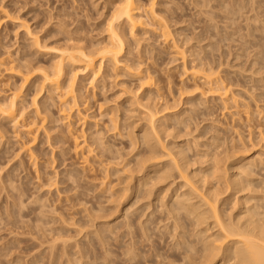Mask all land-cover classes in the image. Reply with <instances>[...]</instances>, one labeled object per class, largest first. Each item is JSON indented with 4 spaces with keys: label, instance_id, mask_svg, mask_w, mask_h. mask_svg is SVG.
<instances>
[{
    "label": "rangeland",
    "instance_id": "obj_1",
    "mask_svg": "<svg viewBox=\"0 0 264 264\" xmlns=\"http://www.w3.org/2000/svg\"><path fill=\"white\" fill-rule=\"evenodd\" d=\"M153 1L155 10L159 16L156 15L162 18H158V20L161 19L164 24L169 26L176 45L184 51L185 65L187 67H192L193 65L197 66V64H199L198 67H201V69H212V67L214 70L217 69L216 72L218 71V73L222 75H220V78H223L222 80H224L227 85L230 82L229 85L233 86L232 91L234 90L235 92H233V94L238 97V100L235 101H237V103L239 102L238 104H234L236 105L235 107L232 105V102L230 103L232 107L224 108V105H222L223 103H220L222 100L220 101L218 96H212L211 92L207 89V85L203 86L205 90H208L205 95L206 97L209 96L207 98H205V96L201 97L202 95L198 93V91H192V88H190V86H192V81L183 69V59H181L180 55H174L175 47L172 43L165 44L162 41L159 34L153 30L154 28L152 29L153 26L149 24L151 23L149 20V23H145L147 27L144 24V26L139 25V27L136 26L133 29L134 38L131 37L132 33H130V31L132 30L128 31L130 28L127 27V25L123 26L125 30L124 34H127V36L125 34V38H128V41L125 39L127 41L126 49L120 57L122 65L120 64L116 69L110 66V68H113H111L112 70H110L108 66H104L96 80H93L91 75H85L79 70L74 82L79 108L78 110L74 109L70 113V120L65 119L61 114L59 102L54 93L49 92L45 87L42 88V75L40 69L42 67L51 68L55 62L60 60L61 51L67 49L68 45L70 47V45L73 46L74 44H78L79 46L85 47L88 51H91L107 44L109 41L110 22L117 24V21H110L111 14L115 12V6H119L118 4H121L122 0H0V102H4L10 98L11 94L18 89L20 90L18 109L23 111L19 119L20 123L18 127H14L15 125L10 120L0 117V264H50L51 262V264H58L59 257H61V260L59 259V262L61 261L60 264H168L169 260L179 257L172 256L177 251L175 248L176 244L182 238H186L187 240H191L192 238V240H195L196 229L194 228L195 224H192L190 216L184 213L178 216L181 217L180 222H178V228L181 230H176V233L178 231L177 234L174 233L176 224L172 222L175 220L173 204L177 199L176 196H178L177 193L179 190L181 194H189H184L183 196L179 194L181 199L185 197H190L192 199L193 196L194 199H192V201L196 204V201L199 199H195L197 197L194 196L198 195L195 193V195H192V192L189 191L190 188L188 189L189 186L186 187L182 184L185 182L179 179L180 177H178V175L180 172L178 169L179 174H177L175 170H172L174 174L172 172H167V168L170 170L173 169V167H171L173 163L170 164V161H167L166 166L165 161L169 158L166 156L172 155L171 153L173 151L171 152L169 149L165 148L168 150L165 152V150L162 151L160 148L159 150L163 152L162 156L165 155L164 157L167 159L163 158L160 162L155 156L154 161H148L146 166V162H141L149 160L152 158L151 155L153 154H160L159 156H161V152L157 149V146L160 145L158 147H162V141L163 143L165 142L162 144L164 147L166 145V147L168 146V148L176 152V154L173 152V155L175 154V156L178 157V162L180 161L184 164L186 160L187 163L185 164H188L187 167L189 166V169L184 164L185 169L187 168L191 174L193 172L195 173V171L198 172V174L196 172L195 176L193 174V178L196 176V178H198L199 174H203L202 177L199 175V177H201L200 180L195 178L200 185L192 178L196 183V187H203L202 190L204 191L200 193L204 194L207 190H211L210 192L212 193L214 189L211 188L212 186L210 187V183H212L213 187L217 190L219 185L221 188L224 183L227 185H225L226 187L224 188H228V184L239 175L240 171H242L240 172L241 176H238L239 179H236H242L241 181L247 179L243 176L244 171L246 174L250 172L253 175L259 176L257 179L256 176L254 177L252 175L253 177H251V174L249 175L248 173V179H252H250L251 181H247L248 179L244 181L245 183H251H248V186H246L245 190L242 192L247 193V189L251 187H253V190L250 191V189H248L250 192L247 194L240 195V192L235 194L230 188V184V190L229 188L227 192L224 188L223 190L231 200H229L226 195L223 196L224 191H221L222 188L219 190L222 192H219L222 195L220 199L226 197L230 202L237 199L231 203L235 202L242 206V204L239 203L242 201V203L250 202L251 205V202L255 200H252L250 197L256 199L261 192L264 193V163L260 162H264V150H261L262 145H264V109H262L264 108V105H262L264 103V78L262 82V77H260H264V22H262V18L264 21V1L253 0L254 2H259H255L256 4L252 0ZM222 1H225V5ZM244 1L247 2L249 7ZM140 2L149 4L150 0H140ZM238 2L243 5H240ZM251 3L256 7L253 6V4L251 5ZM258 4L261 5V7ZM206 5L210 8L206 9ZM232 5L233 7H231ZM242 6L247 10L244 9L245 11H243ZM226 7L227 9H224L226 11H223V8ZM234 7L237 9H234L235 13L234 10L231 9ZM239 8H241V10H239ZM251 9H255L256 12H252ZM219 10L225 12V14L221 12L223 14L222 16ZM248 10L253 14L248 12ZM237 11L238 13L240 11L243 12L244 15L247 13L245 15V18L247 17L246 21L244 20V15L240 12L242 19L240 15L236 13ZM249 14H252V17ZM260 14L262 16H260ZM256 16L261 18V20L258 17L256 19ZM211 17L214 20H212ZM230 17L232 18L231 20H229ZM220 19H223L222 22H219ZM255 19L259 20L257 24ZM235 20H238V23L237 21L235 22ZM213 21L215 23H213ZM247 21L249 25H254L249 26ZM209 25L210 28L208 27ZM229 25H231V27ZM245 26H249V30ZM217 27H219V29H217ZM214 28L217 31H214ZM258 29L261 31L263 29V32H260V34V30ZM240 30L243 33L240 32ZM244 30L249 31V37ZM233 34H235L236 37H234ZM243 36L245 37L244 41H242ZM246 37H248V39H246ZM229 38L233 41L230 42L231 40ZM238 39H241L240 44L242 47ZM242 42L247 44H243ZM248 44L249 47L247 46ZM127 45H131L130 48ZM256 47H258V49ZM247 50H249L250 56L254 54L253 57H250L251 61L249 56H246V53H248ZM236 54L239 55V59ZM255 60L257 64L254 63ZM200 62L203 63L201 64ZM123 64L130 67L124 66ZM130 70L133 71L130 72ZM72 73L73 72H71V74ZM137 73H139L140 76L142 75V78H144V74L145 76L149 74L152 83H149L150 85L146 84V82H144L145 80H141ZM71 74L69 76H71ZM254 75L255 77H253ZM224 76L226 79H224ZM25 77L28 78L27 81L24 79ZM256 77L260 78L257 79ZM200 81L201 83L203 82V80ZM149 97L151 98L150 100ZM146 100L148 101L146 102ZM146 104L156 111H158L159 108L161 109H159L160 113H158L159 117H157V119L160 122L162 121L166 128V131L162 132L164 129H159V127L164 128L160 126L162 123L156 121L160 123V125H156V128L162 132L160 133L161 135H159L163 140L160 136V138L157 137L158 135L156 136V139L158 138V144H155L157 141L153 140L154 136L152 140L149 139L151 141H149V144L151 143L150 146L152 149L148 147L149 145L145 148L147 142L144 141V144L142 138V136L144 137V133L148 134L147 131H152L150 122L147 123L146 121L147 117L149 121V107L145 106ZM155 104L158 108H154L156 106ZM257 104L259 106H257ZM258 107L259 110H263V113L258 111ZM248 110L249 113L247 112ZM233 111L240 112L239 116ZM146 112L148 114H146ZM33 121H38L39 125L43 123L37 134V140L31 147V152L35 156L31 158L27 155L29 153L27 151V153H25L24 150L21 151L20 147L23 142L28 140L27 137L29 135L26 133V127L27 124ZM69 121L71 122L73 131L82 136L80 140H85V143L90 145V147L87 145L88 148L92 149L93 153L95 152L96 154V156H94L95 154L92 155L93 159L95 158L94 160H91L92 158L89 156L91 163L87 161V166L91 164L89 165V168H91V175L90 172L87 171H83L85 174L80 173L82 169H87V166H85V162H83L79 156L78 158L72 151L71 141L68 138ZM113 124H116L114 127L117 128H113ZM147 124H149V126ZM260 132L263 133H261L263 138L260 136ZM129 133H132V138L135 136L133 139V141L137 142H133L136 144L135 146L130 142L129 137L131 134L129 136ZM149 134L153 135V131ZM149 134L144 138L149 136ZM160 139L162 140L161 143L159 141ZM152 142L156 146H154ZM148 148L150 151L147 150ZM180 148H182V151H185H183V153L180 152ZM176 149H179V151L177 152ZM151 150L152 153H150ZM217 150L221 154L228 150L229 153L225 152L226 156H224L225 158L228 155L225 159V162L227 160L228 164H224V162L221 161L219 162L218 159L214 157L212 159V156L216 152L218 158L219 155L222 156ZM168 152L171 153L168 154ZM184 152H186V154ZM136 153L137 155H135ZM178 153H182L185 156ZM149 154L151 157L148 156ZM257 155L260 156V158L262 156V159H258ZM135 156L138 157V160H136L137 158ZM142 156L143 160L140 161ZM254 156H256V158ZM144 157H146V160H144ZM176 157L171 156V158ZM182 157H185L183 162ZM244 157L246 159L248 157V161L252 159V161H249V164H253L255 168L246 164L248 161L245 162L246 167H243ZM96 158L100 159V163L97 162ZM240 158L241 160L238 161ZM177 159H175L176 161L174 162H177ZM221 159L223 160V156ZM253 159H256V162ZM156 160L159 162L156 163ZM170 160L173 162V159ZM136 161L140 162V164H137L138 162L136 163ZM93 162L94 164H92ZM180 162L177 163V165L175 164L177 168L178 166H182ZM217 162L223 163L224 166L222 167V164L220 165L218 163L221 166L219 168ZM257 162L260 163L258 166H255L258 164ZM128 163L131 165L132 170L125 166ZM134 163H136L137 167H140V165L142 166V163H144L146 168L142 166V168L140 167L141 172L140 168L137 171V167L134 168ZM213 163H216L217 165L215 164V167L218 166L219 168V170L218 168L214 170L216 179L218 177L220 179L219 181L221 182L224 180L222 181L224 183L221 185L218 182L217 188L215 185L216 180H214V172L212 171V175L214 176L212 180L215 182L212 181L209 183L210 185L208 184L210 189L207 185L201 184L200 181L204 182L205 179L209 180L205 178V175H207V171L213 166ZM229 164L231 165L228 167L227 165ZM184 166L181 169L183 170V176L185 174L187 176L188 174V176L191 177L192 175L189 174L188 171V173H184L186 172L184 171ZM225 166L230 170L231 168L234 170L237 168L236 166H238V171H228L226 168L224 173L228 171L229 174L227 172L225 177L223 173L219 175L216 174V171L223 170ZM79 167L80 169L82 167V169L80 170ZM92 167L94 169H92ZM100 167H108L107 173L104 171L106 170L105 168L100 169ZM123 167L127 168L123 170ZM242 169H244V171ZM246 170L249 171L246 172ZM131 171L134 172L131 173ZM160 171H164V173L162 172L163 175H166L167 172V176L170 173L168 180H166L167 178H165V175L163 176ZM200 171H202V173ZM252 171H255V173ZM158 172H160V175L163 177H158ZM204 172L206 173L205 175ZM100 173L101 175H98ZM171 174L174 178H170ZM85 175H89V179H86ZM131 175L133 176L132 178ZM220 175L223 178L232 177L225 180L219 177ZM106 176L110 180H108ZM93 177H96V182L91 183L93 182ZM101 177H103L101 182L97 184ZM260 177L261 180L259 179ZM51 178L52 180H50ZM72 178H74V181ZM104 178L107 179L104 181L106 184L107 181L108 185L109 182L110 185L113 183L112 186L115 188L114 190L117 195L112 192L113 189L110 185L105 190H102V187L98 188L100 185H103L102 180ZM160 178L166 181H160L163 180ZM52 181L57 183H54L53 186L51 184L49 187L48 185ZM227 181L230 182L228 183ZM43 182L47 183L44 187L42 186L44 185ZM206 182L208 183V181ZM40 185L42 187H40ZM181 186H184L185 189L187 188L188 190L181 189ZM123 188H126L124 190H127V192L124 191ZM259 188H261V190H259ZM109 189L112 190L110 191ZM149 189L152 191V194L150 192L151 195L149 194ZM99 190L105 191V194H102V192L100 194ZM217 190L214 192L215 194L218 192ZM255 190L259 193L252 196L253 194L251 192L255 193ZM107 191L113 194H110L111 197L113 196L112 199L107 196L109 194V192L106 194ZM173 191H176V193ZM208 192L206 195H208ZM238 194L239 196H237ZM249 194L252 195L249 196ZM173 195L176 198L175 201ZM235 195L239 198V201ZM262 195L259 197L261 200L257 199L255 201L257 204L260 202L261 204L259 205H264V202H262L264 197L262 198ZM244 197L245 199L248 198L246 199L247 201H244ZM227 199L224 202L220 200V202H223L222 206H225L223 210L225 209L224 211L227 214L230 211L232 213V210H234L233 214L237 216L241 207L239 208V206H237L238 208L234 209L236 204L233 203L234 207H232V205H229L230 202H227ZM162 200H165V204H167H162L164 203ZM255 202L253 203L256 204ZM200 203L199 200L198 204ZM225 203L226 205H224ZM246 204L249 203H244L242 207L247 206ZM160 206L163 208L162 210L160 209L162 212L159 211ZM167 207L169 210L171 209L169 216L166 214V212H169ZM230 208L232 210H230ZM237 209L239 210L237 211ZM171 212L173 214L172 218L170 216ZM152 213L153 215H151ZM138 219L142 221V225L138 222ZM146 220H148V222ZM159 220L163 222L164 225L161 224ZM166 220H169L170 223ZM145 221L147 223H145ZM158 221L160 222V226L158 225ZM165 221L166 223H164ZM126 223H129L128 227ZM172 224H174L175 227H173ZM140 225L143 229L139 227ZM156 226L159 227L157 228ZM130 227H132L133 231H131L132 229ZM191 227L192 229L194 228V231ZM139 228H141L142 231L144 230V232L146 230L145 235L148 234L147 237L144 236L146 238L142 236V231H140L141 229ZM95 231L100 232V234ZM158 232L160 234H158ZM96 234L98 235L96 236ZM171 235H173V237ZM99 236L102 237L104 241L100 240L101 238H98ZM171 237L177 238L176 240L174 239V243ZM52 238L53 240L54 238L60 240L59 245L56 243L58 242L56 240H54L56 244L53 245V242L50 244L49 242ZM145 239L147 240L145 241ZM126 240L128 241L126 242ZM69 241L71 242L69 243ZM62 242L63 244L65 243L64 249L66 253L64 254H67V257L63 256ZM40 243H49L51 245H49L51 247L50 249H52L53 246L54 248L52 251L50 250V252H48V244H42V246H40ZM66 243H68V247ZM75 244L79 245L77 246L79 250L76 246L75 248L77 249L74 248ZM80 246H82V249H80ZM131 247L134 249L132 254L129 250H125V248L130 249ZM84 249L85 251H83ZM171 249L173 250L171 251ZM72 250L81 251V254L78 251H73V253ZM124 250L127 252L129 258L125 257L126 252ZM83 253H85V255H83ZM87 254L88 256L86 259L85 256ZM134 254L135 256H133ZM75 255H77V258ZM156 256H158L157 259L159 260L156 259ZM164 256H168L166 260ZM49 257L50 259H48ZM131 257L135 258L131 261ZM71 258H74V262ZM84 258L86 260L89 258L90 262L86 261V263ZM78 259L84 261L77 263L79 261ZM174 262L175 264H182L181 260Z\"/></svg>",
    "mask_w": 264,
    "mask_h": 264
},
{
    "label": "bare ground",
    "instance_id": "obj_2",
    "mask_svg": "<svg viewBox=\"0 0 264 264\" xmlns=\"http://www.w3.org/2000/svg\"><path fill=\"white\" fill-rule=\"evenodd\" d=\"M204 1V0H203ZM212 1V0H211ZM221 1V0H220ZM226 1V0H225ZM225 1H222V3L225 5ZM229 1V0H228ZM236 1H238V0H236ZM253 1V0H252ZM258 1V0H257ZM257 1H255V2H257ZM260 1V0H259ZM262 1H264V0H262ZM154 1L153 0H150V3L149 4H144L143 2H140V0H122V2H121V4H118L119 6H115V9H114V11L115 12H113L112 14H111V19H110V21L111 20H113V21H117V24H115V23H111L110 22V27H109V30H110V33H109V36H108V39H109V41H108V43L107 44H104V45H102L101 47H99V48H96L95 50L93 49V50H91V51H88L85 47H83V46H79L78 44L76 45V44H72L73 46H71L70 45V47H69V45H68V47H67V49H64V50H62L61 51V54H60V60H58L57 62H55V64H53V66L51 67V68H41L40 70H41V75H42V88H46V89H48V91L49 92H51V93H54V95L56 96V99H57V101L59 102V106H60V111H61V114L63 115V117L65 118V119H69L71 116H70V113L75 109V110H78V101H77V96H76V91H75V87H74V82H75V78H76V76L78 75L77 73H79V70H80V72L81 73H84L85 75L87 74V75H91L92 76V78H93V80H96V78L99 76V74H100V72H101V70H102V68L104 67V66H108L109 68H110V66H113V68L114 69H116L120 64H121V56L123 55V52L125 51V49H126V44H127V41H128V38L126 39L125 38V34H124V32H125V30L123 29V26L124 25H127V27H129L130 29H128V31L129 30H132V31H130V33H132V36L131 37H133L134 38V36H133V29L136 27V26H138L139 27V25L140 26H144V24L146 23H149V20L151 21V23H149V24H152V29L153 30H155L158 34H159V36L161 37V39H162V41L165 43V44H171L172 43V45L175 47V54L174 55H180L181 56V59H183V64H184V67H183V69L185 70V72L188 74V76L190 77V80L192 81V86H190V88H192V91L193 92H197L198 91V93H200L202 96L201 97H203V96H205L206 95V93H207V91L209 90V92H211V94H212V96H218L219 98H220V103H223L222 105H224V108H230V106H231V104L230 103H232V105H234V104H238L237 103V101H235V100H238L237 98V96H234V94H233V92H234V90L232 91V85H229L230 84V82H229V86L227 85V83L224 81V80H222L223 78H220V73H218V71L216 72V70H214L213 69V67H212V69L210 68V69H208V68H206V69H201V67L199 68L198 67V65L199 64H197V66H195V65H193L192 67H187L186 65H185V53H184V51L178 46V45H176V42H175V40H174V38H173V34H172V31L169 29V26L167 25V24H164V22L163 21H161V17H158L159 16V14H157V11L155 10V7H154V3H153ZM240 2V1H239ZM238 2V3H239ZM245 2V1H244ZM254 2V1H253ZM254 2V3H255ZM221 3V2H220ZM219 3V4H220ZM221 3V4H222ZM230 3V2H229ZM232 3V2H231ZM235 3V2H234ZM238 3H236V4H238ZM240 3H242V2H240ZM239 3V4H240ZM246 4H247V2H245ZM257 3H259V2H257ZM204 4V3H203ZM253 3H251V5H252ZM256 4V3H255ZM202 5V4H201ZM209 5V4H208ZM208 5H206L207 6V8L206 9H209L210 7L208 6ZM229 5V4H228ZM235 5V4H234ZM240 5H243V4H240ZM239 5V6H240ZM249 5H250V3H249ZM259 5V4H258ZM258 5H257V7H258ZM211 6V5H210ZM219 6V5H218ZM227 6V5H226ZM247 6H248V4H247ZM246 6V7H247ZM253 6H255L254 4H253ZM260 7H261V5H259ZM223 7H225V6H223ZM230 7V6H229ZM231 7H233V5L231 6ZM236 7H237V5H236ZM241 7V6H240ZM249 7V6H248ZM256 7V6H255ZM254 7V8H255ZM264 7V6H263ZM199 8V7H198ZM220 8V7H219ZM218 8V9H219ZM242 8H243V6H242ZM251 8V7H250ZM253 8V7H252ZM203 9H204V6H203ZM224 9H227V7L226 8H223V11H226V10H224ZM229 9V8H228ZM231 9H235V7L234 8H231ZM230 9V10H231ZM245 7L243 8V11H245V10H247V9H245ZM259 9V8H258ZM261 9V8H260ZM201 10H202V7H201ZM213 10V9H212ZM232 10V11H233ZM235 10H237V9H235ZM235 10H234V13H235ZM239 10H241V8H239ZM238 10V11H239ZM250 10V9H249ZM248 10V12H251V11H249ZM252 10V12H256L255 11V9H251ZM262 10V9H261ZM260 10V11H261ZM156 11V12H155ZM220 11V10H219ZM229 11V10H228ZM238 11L236 12V13H238ZM222 11H220V13H221ZM241 12V11H240ZM240 12L238 13V15H240ZM251 12V13H252ZM257 12H258V10H257ZM209 13V12H208ZM222 13H224L225 14V12H222ZM221 13V15L223 16V14ZM227 13V12H226ZM242 14H243V12H241ZM158 16H157V15ZM204 14V13H203ZM247 13H245V15H246ZM253 14V13H252ZM251 14V15H252ZM263 14V13H262ZM201 15H202V13H201ZM209 15H210V13H209ZM232 15V14H231ZM237 15V14H236ZM244 15V14H243ZM245 15H244V20L246 21V18H245ZM250 15V14H249ZM250 15V16H251ZM219 16V15H218ZM229 16H230V13H229ZM228 16V17H229ZM249 16V17H250ZM260 16H262L261 14H260ZM213 17V16H212ZM212 17H211V19H212ZM232 17V16H231ZM230 17V19L229 20H231L232 18ZM240 17L242 18V16L240 15ZM252 17V16H251ZM257 17L258 16H256L255 18L257 19ZM158 18H161L160 20H158ZM210 18V17H209ZM225 18H226V16H225ZM234 18V17H233ZM240 18V19H241ZM259 18V17H258ZM219 19V18H218ZM238 19H239V16H238ZM243 19V18H242ZM249 19V18H248ZM247 19V20H248ZM253 19V18H252ZM255 19V20H256ZM260 20H261V18H259ZM212 20H214V19H212ZM222 20L223 19H220L219 20V22L221 21L222 22ZM153 21V22H152ZM205 21V20H204ZM209 21V20H208ZM211 21V20H210ZM237 21V23H238V20H235V22ZM240 21V20H239ZM258 21L259 20H256V24L258 23ZM162 22V23H161ZM234 22V23H235ZM243 22V21H242ZM248 22V21H247ZM254 22V21H253ZM261 22V21H260ZM259 22V23H260ZM262 22H264L263 21V18H262ZM156 23V24H155ZM213 23H215L214 21H213ZM231 23V22H230ZM244 23V22H243ZM251 23V22H250ZM142 24V25H141ZM145 24V26L147 27V25ZM217 24H218V22H217ZM244 24H246V23H244ZM255 24V25H256ZM261 24V23H260ZM212 25V24H211ZM232 25V24H231ZM231 25H229L230 27H231ZM247 25V24H246ZM248 25H249V22H248ZM252 26L254 25V24H251ZM251 25H249V26H251ZM109 26V25H108ZM213 26V25H212ZM211 26V27H212ZM249 26L248 27H246L247 29L249 28ZM209 28H210V25L208 26ZM215 27H216V25H215ZM142 28V27H141ZM240 28V27H239ZM238 28V29H239ZM263 28V27H262ZM217 29H219V27H217ZM221 29V28H220ZM234 29V28H233ZM241 29V28H240ZM246 29V30H247ZM251 29V28H250ZM264 29V28H263ZM263 29H262V31L260 30V29H258V30H260L259 31V33L260 32H263ZM143 30V29H142ZM208 30V29H207ZM230 30H232V29H230ZM246 30H244V32L246 31ZM249 30V29H248ZM256 30V29H255ZM134 31H136V30H134ZM154 31V32H155ZM209 31V30H208ZM214 31H217V30H215V28H214ZM221 31H222V29H221ZM233 31V30H232ZM242 31H243V29H242ZM241 30H240V32H242ZM229 32V31H228ZM247 32V36L249 37V31H246ZM257 32V31H256ZM255 32V33H256ZM221 33V32H220ZM222 33H223V31H222ZM230 34H232L231 32H229ZM236 33V32H235ZM238 33H239V31H238ZM243 33V32H242ZM135 34V33H134ZM230 34H229V36H230ZM237 34V33H236ZM261 34V33H260ZM264 34V33H263ZM126 36H127V34H126ZM228 36V37H229ZM233 36L234 37H236L235 36V34H233ZM239 36H240V34H239ZM218 37V36H217ZM221 37V36H220ZM248 37H246V39H248ZM225 38V37H224ZM231 38H232V36H231ZM238 38H242V37H238ZM244 36H243V39H242V41H244ZM127 41H126V40ZM230 39V38H229ZM250 39H252V38H250ZM135 40V39H134ZM231 41L230 42H232L233 40L232 39H230ZM239 40V44H240V40L241 39H238ZM126 41V42H125ZM225 41H226V39H225ZM37 42V41H36ZM229 42V43H230ZM235 42H238V41H235ZM247 42V41H246ZM254 42H256V41H254ZM212 43V42H211ZM214 43V42H213ZM243 43V42H242ZM245 43V42H244ZM243 43V44H244ZM250 43V42H249ZM40 44V43H39ZM129 44V43H128ZM234 44V43H233ZM245 44H247V43H245ZM251 44V43H250ZM37 45H38V43H37ZM236 45H238V44H236ZM235 45V46H236ZM40 46V45H39ZM129 48H130V46L129 45H127ZM240 46H241V44H240ZM239 46V47H240ZM244 46V45H243ZM248 47H249V44L247 45ZM258 46V45H257ZM218 47H219V44H218ZM242 47V46H241ZM251 47V46H250ZM128 48V49H129ZM220 48V47H219ZM257 49H258V47H256ZM255 48V49H256ZM237 49V48H236ZM241 49V48H240ZM247 49V48H246ZM261 49V48H260ZM249 50H250V48H249ZM249 50H247V52L249 51ZM129 51H130V49H129ZM241 51H244V50H241ZM259 51V50H258ZM245 52V51H244ZM244 52H243V54H244ZM252 52V51H251ZM256 52V51H255ZM250 52H248V53H246V56H249V59H250V57H253L254 56V54L252 55V56H250L251 54H249ZM253 53H254V51H253ZM259 53V52H258ZM239 54V53H238ZM238 54H236L237 56H238V59H239V55ZM247 54H249V55H247ZM260 55V54H259ZM258 55V56H259ZM211 56H212V54H211ZM244 56V55H243ZM247 58V57H246ZM256 58V57H255ZM254 58V59H255ZM249 59H248V61H249ZM257 59V58H256ZM200 60H201V58H200ZM246 60V59H245ZM250 61H251V59H250ZM256 61V60H255ZM254 61V63H256L257 64V61L255 62ZM201 64L203 63V62H200ZM252 63V62H251ZM264 63V62H263ZM122 65V64H121ZM124 65V64H123ZM151 65V64H150ZM155 65V64H154ZM252 65V64H251ZM264 65V64H263ZM124 66H128V65H124ZM153 66V65H152ZM156 66V65H155ZM257 66V65H256ZM128 67H130V66H128ZM128 67H126V68H128ZM264 67V66H263ZM112 68V67H111ZM110 68V70H112ZM125 68V67H124ZM132 68H133V66H132ZM203 68V67H202ZM255 68V67H254ZM131 69V68H130ZM148 69V68H147ZM257 69L259 70V68L257 67ZM10 70H13V69H10ZM149 70V69H148ZM147 70V71H148ZM219 70V69H218ZM252 70V69H251ZM263 70V69H262ZM133 70H130V72H132ZM69 72H70V74H71V72H73L72 74H71V76H69L70 74H69ZM219 72H220V70H219ZM258 72V71H257ZM261 72V71H260ZM260 72H259V75H260ZM134 73V72H133ZM240 73V72H239ZM242 73V72H241ZM263 74V73H262ZM261 74V75H262ZM137 75L140 77V79L141 80H145L144 82H146V84H148V85H150L149 83H152V81H151V77H150V75L149 74H146V76H145V74L143 75L144 76V78H142L140 75H139V73H137ZM253 75V74H252ZM257 75H258V73H257ZM222 76V75H221ZM245 76V75H244ZM68 77V78H67ZM70 77V78H69ZM252 77V76H251ZM253 77H255V75L253 76ZM260 77H262V82H263V76H260ZM260 77H258V78H260ZM249 78V77H248ZM257 78V77H256ZM257 78V79H258ZM26 81L28 80V78L27 77H25L24 78ZM224 79H226L225 78V76H224ZM253 79V78H252ZM200 80H203V82L201 83V81ZM233 82V81H232ZM254 82V81H253ZM226 83V84H225ZM238 83V82H237ZM255 83V82H254ZM234 84V83H233ZM261 84H263V83H261ZM204 85H207L208 86V90H205L204 88H203V86ZM231 86V87H230ZM255 87V86H254ZM230 88H231V90H230ZM264 89V88H263ZM236 91V90H235ZM252 91V90H251ZM232 92V93H231ZM254 92V91H253ZM235 93V92H234ZM232 94V95H231ZM260 94V93H259ZM147 95V94H146ZM145 95V96H146ZM257 95V94H256ZM144 96V97H145ZM19 97H20V90H16V91H14L12 94H11V97L10 98H8L7 100H5L4 102H0V117L2 118L3 117V119H8V120H10L11 122H13V124L15 125L14 127H18L19 126V123H20V121H19V119H20V117L22 116V114H23V111H21L20 109H18L19 108V106H18V104H19ZM207 97H209V96H207ZM206 96H205V98H207ZM211 97V96H210ZM236 97V98H235ZM146 98H147V96H146ZM219 98H217V99H219ZM252 98H256V97H252ZM151 98L149 97V100H150ZM261 100V99H260ZM143 101V100H142ZM148 100H146V102H147ZM152 101V100H151ZM193 102V101H192ZM235 102V103H234ZM151 103V102H150ZM229 103V104H228ZM225 104H227V105H225ZM151 105H152V103H151ZM156 105V104H155ZM262 105H264V103L262 104ZM262 105H260V106H262ZM145 106H147V104L145 105ZM154 106V105H153ZM200 106V105H199ZM226 106H228V107H226ZM236 105H234V107H235ZM257 106H259L258 104H257ZM147 107H149V106H147ZM158 108V106L156 105L154 108ZM232 107V106H231ZM233 107V108H234ZM160 109V108H159ZM159 109H158V111H159ZM262 109H264V108H262ZM148 112H149V121L147 120L148 119V115L146 116L147 117V119H146V121H147V123L148 122H150V127H151V129H152V131H153V135H151V134H149L150 132H152L151 130H149V131H147L148 132V134H149V136H147L146 138H144L146 135H148V134H146V133H144V137L142 136L143 135V133H142V138H143V143H144V141L145 142H147L146 143V146H145V148L148 146V147H150L151 148V146H150V144H149V141L150 140H152V137L154 136V139L153 140H156L157 141V139H156V136L157 137H159L161 134L160 133H162V132H165L166 130V128L164 127V125H163V123H162V121L160 122L158 119H157V117H159V114L158 113H160V111L158 112V111H156V110H154V109H151V107H149L148 108ZM161 110V109H160ZM193 110V109H192ZM195 111V110H194ZM237 111V110H236ZM240 111V110H239ZM258 111H260V113H263V110H259V107H258ZM262 111V112H261ZM234 112V111H233ZM248 113H249V110L247 111ZM234 113H237V115L239 116V114H240V112H234ZM146 114H148L147 112H146ZM157 114H158V116H157ZM233 114V113H232ZM264 114V113H263ZM234 115V114H233ZM236 115V114H235ZM145 117V118H146ZM242 118V117H241ZM263 118H264V116H263ZM184 119H186V118H184ZM70 120V119H69ZM160 120H161V118H160ZM162 120H163V118H162ZM183 120V119H182ZM181 120V121H182ZM156 121H159L160 123H162L161 125H160V123H157ZM70 122V121H69ZM156 122V123H155ZM183 122V121H182ZM43 123V122H42ZM42 123L39 125L38 124V121H33V122H31V123H29V124H27V127H26V133L29 135L27 138H28V140H26V142H23V144L21 145V151H23L24 150V152L25 153H29V154H27V155H29L31 158H34L35 156H34V154L31 152V147H32V145H33V143L37 140V134H38V132H39V130H40V128H41V126H42ZM165 123V122H164ZM157 124H159L160 126H162V127H164V128H160L159 127V129L161 130H163L162 132L159 130V129H157L156 128V125ZM116 124H113L112 125V127L113 128H117V127H114ZM148 126H149V124H147ZM165 125H166V123H165ZM147 126V127H148ZM158 127V126H157ZM167 127V126H166ZM149 128V127H148ZM148 128H146V129H148ZM150 129V128H149ZM146 131V130H145ZM261 133L262 132H260V136L263 138V136H264V134H263V136L261 135ZM130 134H131V136H130ZM146 134V135H145ZM160 134V135H159ZM151 135V136H150ZM129 138H130V142H131V144L134 142V143H137V142H135V141H133V139L135 138V136H134V138H132V133H129ZM81 135L80 134H76L74 131H73V129L71 128V122L69 123V126H68V138L70 139V141H71V145H72V151L75 153V155L78 157H80V159L83 161V162H85L84 163V165L85 166H87V161H89L90 163H91V161L89 160V156H91V160H94L93 159V154H95V152L93 153V150L92 149H90V148H88V146L90 147V145H88L87 143H85V140H80L81 139ZM151 137V138H150ZM161 137V136H160ZM159 137V138H160ZM26 138V139H27ZM261 138V139H262ZM150 139V140H149ZM161 139H162V137H161ZM159 140L160 141V143H161V141L163 140ZM264 139V138H263ZM136 140V139H135ZM217 140V139H216ZM221 140V139H220ZM151 142V141H150ZM155 142V141H154ZM217 142H218V140H217ZM216 142V143H217ZM22 143V142H21ZM132 144V145H136V144ZM165 143V142H164ZM163 143V141H162V144H164ZM145 144V143H144ZM152 144H154L153 142H152ZM155 144H158V141H157V143H155ZM154 144V146H156ZM161 144V146L162 147H158V146H160V145H158L157 146V149L159 150L160 148H161V150L162 151H164L165 150V152H167L168 150L167 149H169L171 152L173 151V152H175L174 150H171V148H168V146L166 147V145H165V147L163 146ZM88 145V146H87ZM144 146V145H143ZM153 146V145H152ZM235 146V145H234ZM92 147V146H91ZM99 147V146H98ZM215 147V146H214ZM219 147V146H218ZM93 148V147H92ZM156 148V147H155ZM154 148V149H155ZM165 148H167V149H165ZM234 148V147H233ZM236 148V147H235ZM239 148H241V147H239ZM152 149V148H151ZM173 149H175V148H173ZM181 149V151L180 152H182L183 153V151H185V150H183L182 151V148H180ZM219 149H220V147H219ZM218 149V150H219ZM95 150V149H94ZM147 150H149L150 151V149L148 148ZM161 150H159L160 152H161ZM215 150V149H214ZM217 150V151H218ZM261 150H264V145H262V149ZM27 151V152H26ZM176 151L178 152L179 151V149L177 150L176 149ZM216 151V150H215ZM220 151V150H219ZM219 151H218V153H219ZM224 151V150H223ZM153 152H155V151H153ZM165 152H164V154H165ZM171 152H168V154L169 153H171ZM173 152L171 153L172 155H168V156H166V157H169L170 159H173L172 161L173 162H171V160L169 159H167V158H165L164 156L165 155H163L162 156V154H163V152H161V156H159V155H151L152 156V158H153V160H152V158H150L151 156H150V154L148 155V156H150L149 158V160H146L145 158L146 157H144V160H146V161H141V160H143V156L141 157L142 159H140V161L141 162H146L145 163V166L147 165V163H148V161H154V158H155V156H156V158H157V160H159L160 162L163 160V158H165V159H167L166 161H165V163L167 162V161H170V164H172V166L171 167H173V169H166L167 170V172H174V171H172V170H175V172H177V174H179V172H180V174L183 172V170H181L182 168H183V166H184V164L185 163H187L186 162V160H185V163L183 164V163H181L180 161V164L182 165V166H178V168H177V163H179L178 162V157H176L175 156V154H176V152H175V154L173 155ZM222 152V151H221ZM226 151H224V155L223 154H221V153H219V154H221L222 156H223V160L221 159L222 158V156H220L219 155V158H220V160H219V158H218V155H217V152L212 156V159H213V157L215 158V159H218V161L220 162H224V164H228L227 163V160H226V162H225V159L228 157V155H227V157H225L224 158V156H226V153L228 152V150H227V152L225 153ZM150 153H152V150H151V152ZM182 153H178V154H181L182 156L184 155V154H182ZM185 154H186V152H184ZM229 153V152H228ZM262 153V152H261ZM264 154V153H263ZM135 155H137V153L135 154ZM166 155H167V153H166ZM181 155H180V158H181ZM94 156H96V154L94 155ZM139 156V155H138ZM145 156H146V154H145ZM154 156V157H153ZM158 156H159V159H158ZM171 156H173V157H176V158H171ZM185 156V155H184ZM217 156V157H216ZM78 157V158H79ZM136 157V156H135ZM186 157H187V155H186ZM255 158H256V156H254ZM253 157V158H254ZM257 157H258V159L260 158V156H258L257 155ZM137 159L136 160H138V157H136ZM185 158V157H184ZM183 157H182V162H183V159H184ZM245 158V157H244ZM250 158V157H249ZM264 158V157H263ZM97 159V158H96ZM148 159V158H147ZM175 159H177V162H174V161H176ZM214 159V160H215ZM246 159V158H245ZM245 159H243L244 160V166L243 167H246V164H248L250 167L252 166L253 167V164L252 165H250L249 163V161H252V159L251 160H247L248 159V157H247V159L245 160ZM257 159V160H258ZM262 159V156H261V158H260V160ZM99 160V161H98ZM102 160V159H101ZM156 160V163L157 162H159V161H157ZM188 160V159H187ZM239 160H241V158L240 159H238V161ZM254 160V159H253ZM256 160V159H255ZM254 160V161H255ZM259 160V161H260ZM216 161V160H215ZM236 161V160H235ZM248 161V163H246L245 164V162H247ZM96 162V161H95ZM97 162H99L100 163V159H97ZM138 161H136V163H137ZM188 162H190V161H188ZM214 162V161H213ZM219 162H217V164L219 163ZM241 162V163H242ZM256 162V161H255ZM261 163H264V162H262V161H260ZM259 162V163H260ZM98 163V164H99ZM136 163H134L135 165H134V168H136L137 166H136ZM144 163H142L143 165L142 166H144ZM150 163V162H149ZM233 163H235V162H233ZM240 163V162H239ZM258 163V162H257ZM259 163L257 164V165H255V166H258L259 165ZM92 164H94V162L92 163ZM97 164V163H96ZM137 164H140V162H138ZM159 164V163H158ZM160 164H162V163H160ZM176 164V165H175ZM180 164H178V165H180ZM216 164V163H215ZM214 163H213V166L209 169V171H211V172H209V171H207V175H205L206 173L204 172V175L206 176L205 178H207V179H209V180H206L204 177V182L203 181H200L201 182V184L203 183V185H207L208 186V184L210 183V182H212L213 180H212V178H214V176H215V171L214 170H217V168H218V166H219V168L221 167L220 165L222 164V167L224 166L223 165V163H219L218 164V166L217 167H215L216 165H215ZM89 165H91V164H89ZM89 165L87 166V169H82V167H85V166H82L81 167V169H82V172H80V173H84L85 174V172H83V171H87V172H90L91 171V168H89ZM129 165V166H128ZM176 167H174V166ZM186 165V167H187V165L188 164H185ZM212 165V164H211ZM231 164H229V165H227L228 167L230 166ZM233 165V164H232ZM237 165H238V163H237ZM240 165V164H239ZM247 165V166H248ZM79 166V165H78ZM78 166H77V168H78ZM125 166H127L128 168H130V170H132L131 169V165L128 163V164H126ZM139 166V165H138ZM142 166L140 165V167L142 168ZM144 166V167H145ZM166 166H167V163H166ZM170 166H168V167H170ZM261 166V165H260ZM127 167H123L124 169L123 170H125V168H127ZM140 167H137V171L139 170V168ZM162 167V166H161ZM214 167H215V169H214ZM237 168H238V166H236ZM262 167H263V165H262ZM89 168V169H88ZM101 168H103V167H100V169ZM105 168V167H104ZM103 168V169H104ZM108 167H106L105 169L106 170H104L106 173H107V169ZM141 168H140V172H141ZM146 168V167H145ZM180 168V169H179ZM188 169H189V166L187 167ZM187 168L185 169V166H184V171H186V172H184V173H188L189 172V170H187ZM219 168H218V170H219ZM227 167L225 166V168H223V170H220V171H216V174H220V173H223V176L225 177V174L227 175V172L230 170V169H228V171L226 172V173H224V170L226 169ZM235 168V167H234ZM233 168V169H234ZM237 168H235L234 170H232V168H231V170L230 171H235V170H237ZM253 168H255V167H253ZM79 169H80V167H79ZM80 169V170H81ZM92 169H94L93 167H92ZM99 169V170H100ZM144 169V168H143ZM164 169V170H165ZM179 170V172H178V170ZM207 169V168H206ZM206 169H205V171H206ZM211 169H213V170H211ZM249 169V168H248ZM264 169V168H263ZM78 170V169H77ZM158 170V169H157ZM208 170V169H207ZM240 170V169H239ZM243 171H244V169H242ZM188 171V172H187ZM214 172V176L212 175L213 174V172ZM221 171H223V172H221ZM226 171V170H225ZM238 171V170H237ZM249 171V170H248ZM247 170H246V172H248ZM134 171H131V173H133ZM161 172V171H160ZM160 172H158V177L160 176H162L163 175V173H164V171H162L161 173H162V175H160L161 173ZM166 172V175H165V178H167L166 180H168V177H169V175H170V173H169V175L167 176V173ZM196 172L197 171H195V173L193 172L192 174L189 172V174H191L192 176L190 177V176H188V174H187V176L189 177V179H188V177L186 176V174L183 176V173L179 176L178 175V177H180L179 179L181 180V181H183L184 180V182L185 183H182V184H184V186H189L188 187V189H189V191H191L192 192V195L195 193L196 195H198V196H194V197H197V198H195V199H199L200 200V204H198V202H199V200H194V201H196L197 202V204L196 203H194L193 201H192V199H194L193 198V196H192V199L190 198V197H185V198H183V199H181V196H179V194H181L180 193V190L178 191V196H176L177 197V199L175 198V196L173 195V197H174V201H175V199H176V201L174 202V204H173V211H174V213H175V215H174V219L175 220H173L172 222H175V226H174V224H172L173 225V227H175V228H178V222H180V220H181V217H178V216H180L181 214H188V216H190V218H191V220H192V224H195L194 225V228L196 229V233H195V237L194 238H196L195 240H192V238H191V240L189 239V240H187L186 238L184 239V238H182L181 239V237H180V241H178V243L176 244V246H175V248L177 249V251L175 252V254L174 255H172V256H179V257H176V259H171V260H169L168 261V264H175V262L174 261H177V260H181L182 261V264H264V205H259V204H261L260 202H259V204H257L255 201L257 200V199H260L259 197L262 195V194H264L263 192H261V194L259 195V197H257L256 199H253L254 197H250L252 200H255V201H253V202H255L256 204H254L253 202H251L252 204L250 205V202H244V203H249V204H246L247 206H245V207H242V206H244L243 204L244 203H242V201L241 202H239L240 204H242V206H240L239 204H236L235 202H233L234 204H236L235 206L236 207H234V204L233 203H231L232 201H236L237 199H235V200H232L231 202L229 201V200H231L230 199V197H227V195L225 194V191L224 190H226V192H227V189L230 187V184H231V189L234 191V193L235 194H237V193H239L240 192V195H242V194H247V193H249L250 191H252L253 189V187H251V188H248V189H250V191H248V189H247V193H244V192H242L243 190H245V188H246V186H248L247 184L248 183H251V182H248V183H245L244 181L245 180H247L248 178H249V175L251 174L250 172H248L249 173V175H248V173L246 174L245 173V171H244V178H247V179H245L244 181H241V180H238L239 178H238V176H241L240 175V172H242V171H240L239 172V175L236 177V175H235V177L236 178H238V179H234V177H233V181L231 182V183H229L230 181H227L229 184H228V188H224V187H226L227 185L224 183V182H222V181H224V180H222L221 182L219 181L220 179L217 177V179H218V181H217V179H216V176H215V178H214V180H216V186H217V188H218V184L220 183L221 185L224 183V185H223V187H221L222 188V190H221V188H220V185H219V188H218V190L217 189H215L214 187H213V185H212V183H210L209 185H210V187L212 188V189H214L213 191H212V193L209 191V190H205L206 191V193L208 192V195H206V193H204V194H202V193H200V192H202V191H204V190H202L203 189V187H196V183H197V180L199 179L200 180V178L202 177V175L201 174H199L201 177H199V175H198V178H193L194 176H195V174H196ZM201 173H202V171H200ZM210 174H209V173ZM217 172H219V173H217ZM253 172V171H252ZM263 172V171H262ZM261 172V173H262ZM105 173V174H106ZM233 173V172H232ZM231 173V174H232ZM253 173H255V171L253 172ZM92 173L90 172V175H91ZM95 174V173H94ZM102 174H103V172H102ZM174 174V173H173ZM193 174H194V176H193ZM197 174H198V172H197ZM228 174H229V172H228ZM230 174V175H231ZM238 174V173H237ZM242 174V173H241ZM82 175V174H81ZM98 175H101V173L100 174H98ZM108 175V174H107ZM149 175V174H148ZM163 175V176H164ZM208 175H210V176H208ZM222 175V174H221ZM219 176V177H221L222 179H225V180H227V179H229L230 177H232V176H229V178H223L222 176ZM253 174H251V177H255L256 176V178L258 179V175H253ZM86 176V179L88 178V176L89 175H85ZM103 176V175H102ZM105 176V175H104ZM162 176V177H163ZM173 175L171 174V176H170V178H174V177H172ZM213 176V177H212ZM234 176V175H233ZM248 176V177H247ZM71 177V176H70ZM79 177V176H78ZM96 177H97V175H96ZM96 177H93L92 178V181L93 182H91V183H94V182H96ZM133 176L131 175V178H132ZM148 177V176H147ZM211 179H210V178ZM85 178V177H84ZM95 178V179H94ZM103 177H101L100 179H99V182H97V184L98 183H100L101 182V179H102ZM106 178H107V176H106ZM106 178H104L103 180H102V183H103V185L101 186L100 185V187H98V188H101L102 190H105V189H107L108 187H109V185H110V182H109V185H108V181H107V184L104 182V181H106L107 179ZM169 178V179H170ZM196 181V183H195V181H193V179ZM256 178H255V181H256ZM73 179V181H74V178H72ZM89 179V178H88ZM106 179V180H105ZM158 179V178H157ZM160 179H163V178H160ZM159 179V180H160ZM190 179H191V181H193V182H191L190 181ZM250 179H252V178H250ZM250 179H248L247 181H249ZM260 180H261V177L259 178ZM48 180V179H47ZM46 180V181H47ZM50 180H52V178L50 179ZM85 180V179H84ZM95 180V181H94ZM108 180H110V179H108ZM149 180H152V179H149ZM165 179H163V180H160V181H164ZM165 180V181H166ZM202 180V179H201ZM211 180V181H210ZM253 180H254V178H253ZM252 180V181H253ZM264 180V179H263ZM80 181V180H79ZM88 181H91V180H88ZM206 181H208V183L206 182ZM251 181V180H250ZM49 182V181H48ZM53 182V183H52ZM52 182H50L49 183V187H50V185L52 184V186H53V184L55 183H57V182H55V181H52ZM81 182V181H80ZM87 182V181H86ZM146 182V181H145ZM151 182H153V181H151ZM199 182V181H198ZM213 182H215V181H213ZM219 182V183H218ZM254 182V181H253ZM46 182H43V184L44 185H42L43 187L44 186H46L47 185V183L45 184ZM90 183V182H89ZM90 183V184H91ZM101 183V184H102ZM142 183V182H141ZM205 183V184H204ZM207 183V184H206ZM90 184H88V185H90ZM142 184H144V183H142ZM197 184H199L200 185V183H197ZM264 184V183H263ZM263 184H261V185H263ZM93 185V184H92ZM113 185V183L110 185V187ZM145 185V184H144ZM143 185V186H144ZM180 185V184H179ZM179 185H177V186H179ZM226 185V186H225ZM251 185V184H250ZM41 185H40V187H42ZM47 186V187H48ZM80 186V185H79ZM95 186V185H94ZM140 186H142V185H140ZM182 187L181 189H184V190H186L185 189V187ZM206 186V187H207ZM180 187V186H179ZM178 187V188H179ZM209 187V186H208ZM209 187V188H210ZM86 188V187H85ZM132 188V187H131ZM199 190H198V189ZM204 188H205V186H204ZM208 188V189H209ZM210 188V189H211ZM223 188H224V190H223ZM230 188H229V190H230ZM112 189L114 190L115 188L112 186ZM111 189V190H112ZM124 189H126V188H123V190ZM148 189V188H147ZM175 189H176V187H175ZM187 189V190H188ZM200 189H201V191H200ZM207 189V188H206ZM110 190V189H109ZM110 190V191H111ZM112 190V192H114V194H116L115 193V190L113 191ZM131 190V189H130ZM150 190V191H149ZM149 190H147V191H149V194H150V192H151V194H152V191H151V189H149ZM178 190V189H177ZM218 191V192H216V194L214 193L215 191ZM219 190H221V191H224V195L223 196H225L226 195V197L229 199H227L226 197V199H227V202L229 203V205H232V207H234V209H236V208H238L237 206H239V208H240V212H239V214H238V210L239 209H237V216H235L234 214H233V211L234 210H232L231 208H230V210H232V213H231V211L227 214V213H225V209L223 210V208H225V206L223 207L222 205H223V202L224 201H226V199L224 198L223 199V197H222V199H220L221 198V194L219 193V192H221V191H219ZM228 190V191H229ZM258 190V189H257ZM259 190H261V188H259ZM258 190V191H259ZM124 191H126L127 192V190H124ZM137 191V190H136ZM232 191V192H233ZM258 191H256L255 190V193H253V192H251L252 194H249V196H254V194H258L259 192ZM101 192H102V194L105 192H103V191H100L99 190V193L101 194ZM108 192L109 191H107L106 192V194H108ZM173 192H175L176 193V191H173ZM187 192V191H186ZM232 192H231V194H232ZM242 192V193H241ZM145 193V192H144ZM174 193V194H175ZM183 193V192H182ZM189 193V192H188ZM222 193V192H221ZM105 194V193H104ZM110 194H112V193H110L109 192V194L107 195V196H109V198H113V196L111 197L110 196ZM150 194V195H151ZM184 194H186V195H189V194H187V193H184ZM184 194H181L182 196L184 195ZM194 194V195H195ZM218 194H220V195H218ZM227 194H229V193H227ZM230 194V195H231ZM113 195V194H112ZM117 195V194H116ZM148 195V194H147ZM190 195H191V193H190ZM105 196V195H104ZM218 196H220V197H218ZM232 196H234V195H232ZM236 196V195H235ZM237 196H239V194L237 195ZM236 196V197H237ZM243 196H245V195H243ZM248 196V195H247ZM248 196V197H249ZM257 196V195H256ZM198 197H200V198H198ZM241 197V196H240ZM264 197V195H262V198ZM233 198V197H232ZM238 198V197H237ZM242 198V197H241ZM249 198V199H250ZM181 199V200H180ZM234 199V198H233ZM244 199H245V197H244ZM246 199H248V198H246ZM244 200V201H247V200ZM220 200H222L221 202H222V204H221V202H220ZM251 200V201H252ZM261 200V199H260ZM264 200V199H263ZM262 200V202H264ZM159 201V200H158ZM164 201V203H162ZM168 201V200H167ZM238 201H239V198H238ZM248 201H250V200H248ZM162 202H160V203H162V204H165V200H162ZM171 202V201H170ZM172 202H173V199H172ZM167 204V203H166ZM165 204V205H166ZM169 204V203H168ZM169 205H172V204H169ZM224 205H226V203L224 204ZM228 205V206H229ZM164 207V206H163ZM166 207V206H165ZM230 207V206H229ZM163 209V208H161V206H160V208H159V211L160 212H162L161 210ZM167 209H168V211L169 212H166V214H168V216H169V213H170V210H169V208L167 207ZM166 209V210H167ZM229 211V210H228ZM152 212H154V211H152ZM235 212V213H236ZM126 214H127V212H126ZM128 214H129V212H128ZM163 214V213H162ZM165 214V213H164ZM171 214H172V212H171ZM170 214V216H171V218H172V216H173V214L171 215ZM227 214V215H226ZM143 215H145V214H143ZM143 215H142V217H143ZM151 215H153V213L151 214ZM149 216V215H148ZM124 217H125V215H124ZM141 217V218H142ZM126 219V218H125ZM127 220V219H126ZM141 220V219H140ZM143 220V219H142ZM147 222H148V220H146ZM145 221V223H147ZM160 221V220H159ZM158 221V225L160 226V222ZM166 221H168L169 222V220H166ZM166 221L164 222V223H166ZM138 222H142V221H139V219H138ZM144 222V221H143ZM177 222V223H176ZM137 223V222H136ZM139 223V224H140ZM170 223V222H169ZM127 225V227H128V224L129 223H126ZM144 224V223H143ZM161 224H163V222H161ZM141 225H142V223H141ZM141 225L139 226V227H141ZM145 225V224H144ZM164 225V224H163ZM158 226V227H159ZM126 227V228H127ZM145 227V226H144ZM157 227V226H156ZM157 227V228H158ZM165 227H166V225H165ZM170 227V226H169ZM131 229H132V227H130ZM129 228V229H130ZM142 229H143V227H141ZM141 228H139V229H141ZM168 228V227H167ZM171 228V227H170ZM174 228V233H176V230H181L180 228H178V229H175ZM194 228L192 229V227H191V229L194 231ZM109 229V228H108ZM107 229V230H108ZM128 229V230H129ZM142 229L140 230V231H142ZM146 229V228H145ZM162 229V228H161ZM160 229V230H161ZM190 229V228H189ZM190 229V230H191ZM100 230V229H99ZM106 230V229H105ZM127 230V229H126ZM168 230H169V228H168ZM111 231V230H110ZM109 231V232H110ZM131 231H133V229L131 230ZM159 231V230H158ZM165 231H166V229H165ZM178 231H177V233H178ZM95 232H97V231H95ZM104 232V231H103ZM108 232V231H107ZM129 232V231H128ZM143 232V233H142ZM141 232V234H143L142 236L144 237V236H146L147 237V235H145L146 233V230H145V232H144V230ZM156 232H157V229H156ZM97 233H99L100 234V232H97ZM105 233V232H104ZM112 233V232H111ZM130 233V232H129ZM173 233V234H174ZM176 233V234H177ZM183 233V232H182ZM194 233V232H193ZM193 233H192V235H193ZM158 234H160L159 232H158ZM180 234V233H179ZM179 234H178V236H179ZM98 234H96V236H97ZM181 235V234H180ZM62 236V235H61ZM131 236V235H130ZM172 237H173V235H171ZM174 236H175V234H174ZM146 237H144V238H146ZM171 237V238H172ZM182 237H185V236H182ZM62 238V237H61ZM98 238H101L100 240H102V241H104L103 239H102V237H98ZM131 239V238H130ZM148 239V238H147ZM147 239H145V241L147 240ZM173 239V243H174V239L176 240L177 238L175 237V238H172ZM171 239V240H172ZM52 240H53V238H52ZM52 240H50V244H52V242H53V245L54 244H58L59 245V241L60 240H57V239H55L54 238V240H56V241H58V242H56V241H52ZM129 240V239H128ZM128 240H126V242L128 241ZM149 240V239H148ZM170 240V239H169ZM168 240V241H169ZM131 241H132V239H131ZM56 242V243H55ZM71 241H69V243H70ZM171 242V243H172ZM195 242V243H194ZM49 243H42V244H45V245H47V246H49L50 244ZM73 243V242H72ZM125 243V242H124ZM131 243V242H130ZM41 244V243H40ZM42 244L40 245V246H42ZM61 244H63V242L61 243ZM67 244L68 243H66V246H67ZM76 244H77V242H76ZM74 245V248H75V246L77 247V246H79V245ZM89 244V243H88ZM101 244H103V243H101ZM105 244V243H104ZM160 244H162V243H160ZM65 243L62 245L63 246V250H62V252H63V256H65V257H67L66 255L67 254H64V253H66L65 252ZM135 245V244H134ZM51 246V245H50ZM49 246V249H48V252H50V250L52 251V249L54 248V246H53V248L52 249H50L51 247ZM72 246V245H71ZM103 247H105L104 245H102ZM107 246V245H106ZM126 246V245H125ZM132 246V245H131ZM57 247V246H56ZM68 247V246H67ZM66 247V248H67ZM82 246H80V249H82L81 248ZM90 247V246H89ZM142 247V246H141ZM171 247H172V245H171ZM69 248H70V246H69ZM78 248V247H77ZM77 248H75V249H77ZM83 248H85V247H83ZM129 248V247H128ZM47 249V248H46ZM93 249V248H92ZM104 249V248H103ZM135 249H136V247H135ZM146 249V248H145ZM78 250H79V248H78ZM78 250H75V251H78ZM87 250V249H86ZM104 250H106V249H104ZM125 250H129V252L132 254L133 252H134V249L131 247L130 249H126L125 248ZM124 250V251H125ZM173 249H171V251H172ZM59 251V250H58ZM74 250H72V252H73ZM74 251V252H75ZM83 251H85V249L83 250ZM82 251V252H83ZM90 251V250H89ZM73 252V253H74ZM78 252H80V254H81V251H78ZM88 252V251H87ZM104 252H106V251H104ZM126 252V251H125ZM128 252V253H129ZM57 253H59V252H57ZM69 253V252H68ZM77 253V252H76ZM75 253V254H76ZM107 253V252H106ZM51 254V253H50ZM60 254V253H59ZM89 254V253H88ZM88 254L85 256V258L87 259V256H88ZM105 254V253H104ZM139 254V253H138ZM141 254V253H140ZM61 255H62V253H61ZM83 255H85V253H83ZM83 255H81V256H83ZM108 255H109V253H108ZM130 255V254H129ZM158 255H160V254H158ZM51 256V255H50ZM52 256H53V253H52ZM62 256V257H63ZM77 255H75V257H76ZM131 256V255H130ZM133 256H135V254L133 255ZM161 256V255H160ZM47 257V256H46ZM54 257V256H53ZM64 257V258H65ZM74 257V258H75ZM84 257V256H83ZM106 257H107V254H106ZM126 258L128 257L129 258V256H128V254H127V252H126V256H125ZM124 257V258H125ZM148 257V256H147ZM168 257V256H167ZM167 257H165L164 256V258H165V260H166V258ZM61 257H59V259H60ZM69 258H70V256H69ZM73 258V259H74ZM77 258V257H76ZM75 258V260L77 261V259ZM80 258V257H79ZM82 258V257H81ZM84 258V260H85V262L87 261H89V258H88V260H86ZM104 258V257H103ZM133 258H135V257H131L130 258V260L132 261L133 260ZM145 258V257H144ZM158 258V256H156V259ZM48 259H50V257L48 258ZM53 259V258H52ZM56 259V258H55ZM54 259V260H55ZM59 259H58V264H60V262H59ZM72 259V258H71ZM72 259V260H73ZM170 259V258H169ZM61 260V259H60ZM67 260H68V258H67ZM79 260V259H78ZM81 260V261H80ZM77 263H81V262H83L82 261V259H80ZM99 260V259H98ZM126 260V259H125ZM124 260V261H125ZM157 260H159V259H157ZM51 261V260H50ZM75 261V262H76ZM95 261V260H94ZM129 261V260H128ZM135 261V260H134ZM69 262V261H68ZM67 262V263H68ZM71 262V261H70ZM73 262H74V260H73ZM86 262V263H87ZM90 262V261H89ZM97 262V261H96ZM52 263V262H51ZM50 263V264H51ZM107 263V262H106ZM160 263V262H159ZM181 263V262H180ZM47 264H49V263H47ZM54 264V263H53ZM64 264V263H63ZM69 264H71V263H69ZM74 264V263H73ZM83 264H85V263H83ZM91 264V263H90ZM108 264V263H107ZM146 264V263H145ZM157 264V263H156ZM176 264H178V263H176Z\"/></svg>",
    "mask_w": 264,
    "mask_h": 264
}]
</instances>
